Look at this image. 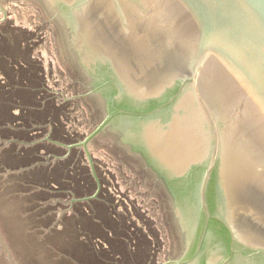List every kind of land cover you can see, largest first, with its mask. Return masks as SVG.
<instances>
[{"label": "water", "instance_id": "95a60500", "mask_svg": "<svg viewBox=\"0 0 264 264\" xmlns=\"http://www.w3.org/2000/svg\"><path fill=\"white\" fill-rule=\"evenodd\" d=\"M0 21L139 264H264V0H0Z\"/></svg>", "mask_w": 264, "mask_h": 264}, {"label": "rangeland", "instance_id": "374dc122", "mask_svg": "<svg viewBox=\"0 0 264 264\" xmlns=\"http://www.w3.org/2000/svg\"><path fill=\"white\" fill-rule=\"evenodd\" d=\"M0 81L19 96L14 118L0 93V264H139V234L95 198L86 151L1 21Z\"/></svg>", "mask_w": 264, "mask_h": 264}, {"label": "trees", "instance_id": "16d2710c", "mask_svg": "<svg viewBox=\"0 0 264 264\" xmlns=\"http://www.w3.org/2000/svg\"><path fill=\"white\" fill-rule=\"evenodd\" d=\"M13 76H15V74L13 75ZM0 83H1V81H0ZM2 86L0 85V88H1ZM19 90H20V92H21V90H23V89H20L19 88ZM13 92V93H12ZM0 93H1V95L3 96V97H6L7 98V103H8V109H7V113H8V116L9 117H14V118H16L17 116H15L14 115V112H13V110L15 109V108H17L15 105L17 104L16 102H17V100H19V96H18V90H14V91H8L7 92V94H6V91H0ZM5 94H6V96H5ZM0 95V96H1ZM21 98H23L22 96H21ZM25 99V98H24ZM2 100L5 102V100H4V98H2ZM0 104H1V102H0ZM6 106H5V104H2V106H0V108L2 109H4ZM0 162H2L3 163V165H5V166H7V163H6V160L4 159V160H0ZM28 165V164H27ZM1 169H3L2 167H1ZM34 172H32L31 174H33ZM3 192V191H2ZM5 193H6V195L7 196H9V195H13L11 192H8V191H5ZM16 193H17V191H16ZM93 245V244H92ZM94 250V249H93Z\"/></svg>", "mask_w": 264, "mask_h": 264}]
</instances>
